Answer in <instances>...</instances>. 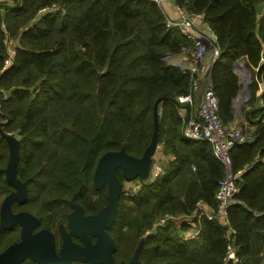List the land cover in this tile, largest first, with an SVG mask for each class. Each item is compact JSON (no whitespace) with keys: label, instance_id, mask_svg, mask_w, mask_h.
I'll return each instance as SVG.
<instances>
[{"label":"trees","instance_id":"1","mask_svg":"<svg viewBox=\"0 0 264 264\" xmlns=\"http://www.w3.org/2000/svg\"><path fill=\"white\" fill-rule=\"evenodd\" d=\"M175 1L201 13L216 34L211 83L226 125L242 89L236 61L250 74L240 124L252 125L254 139L230 152L238 191L226 220L201 217L198 240L176 233L178 216L193 213L199 200L216 206L223 168L207 141L182 135L194 105L176 97L190 92V75L168 56L191 42L166 25L153 0H0V202L12 189L4 171V134L11 133L19 138L17 176L27 186L23 207L44 217L42 226L65 217L72 197L85 213L98 212L107 193L92 184L98 158L121 149L140 157L152 140L158 100L157 144L170 156L135 193H126L116 170L122 187L108 229L114 260L128 262L139 247L134 264H224L233 239L239 264H264V5L258 13L261 0ZM164 214L172 218L153 229ZM16 239L17 226L1 228L0 251Z\"/></svg>","mask_w":264,"mask_h":264},{"label":"built area","instance_id":"2","mask_svg":"<svg viewBox=\"0 0 264 264\" xmlns=\"http://www.w3.org/2000/svg\"><path fill=\"white\" fill-rule=\"evenodd\" d=\"M163 10L167 26H173L191 42L189 48H183L184 57L177 64L190 75V92L176 97L179 103L192 104L196 100V107L184 120L181 128L182 135L187 140L207 141L213 150L215 158L223 168V175L218 180L214 198L217 201L215 207L205 205L202 200L197 202V209L188 215L185 220H180L176 233L181 240H198L201 230L198 221L201 217L213 219L218 217L226 220L227 208L235 202L234 196L238 191L236 184L237 172H234L230 157L231 150L244 140H253V127L249 123L238 125H226L218 114V100L211 83V69L219 55L217 37L212 28L205 22L203 15L199 12L186 10L175 0H169L173 6V14L163 9L164 0H153ZM186 55V57H185ZM8 59L5 60V64ZM235 70L240 74L241 81L247 79L246 68L243 60L235 63ZM239 71V72H238ZM236 100V99H235ZM262 100H259V104ZM184 108L181 114L184 115ZM264 162V157L259 159ZM162 168L151 167L148 180H136L133 185L124 188L126 193L137 192L143 183H150L162 172ZM172 218L169 214L161 216L154 224L164 225ZM195 218V220H194ZM185 223V225H183ZM148 232V231H147ZM234 233V230L231 231ZM264 257V251L261 253ZM224 264H239L241 258L237 253L233 239L228 242L223 257Z\"/></svg>","mask_w":264,"mask_h":264},{"label":"water","instance_id":"3","mask_svg":"<svg viewBox=\"0 0 264 264\" xmlns=\"http://www.w3.org/2000/svg\"><path fill=\"white\" fill-rule=\"evenodd\" d=\"M264 0L257 5V12H261ZM248 76V70L246 69ZM246 76V77H247ZM242 83V81H241ZM248 86L244 88L248 94ZM240 100H234L233 104ZM158 100L154 104L153 116L155 130L148 148L140 157H132L123 149L107 151L97 160L93 175L92 184L95 188H107L105 205L94 214H84L83 207L71 200V207L74 209L69 223L70 233L61 231L63 242L59 254L55 252V239L53 233L48 229H39L32 233L33 227L37 224V218L26 211L12 213L10 203L14 199L21 200L27 193L26 182L16 176L19 160L18 141L14 136L6 135L9 143L10 155L4 169L7 181L14 187L1 201L0 204V229L8 228L16 223L21 227L19 242L10 244L0 252V264H21L26 258L36 264H70L72 260L85 262L87 264H123L116 262L113 257L114 241L108 232L112 225L116 212L117 202L121 192L122 182L116 173L119 169L125 179L130 180L136 177H143L148 174L151 158L154 157L157 148V122L156 112ZM70 234L78 237L84 245L77 244L70 238ZM90 236L95 237L94 244ZM139 247L134 255L125 264H134L137 260Z\"/></svg>","mask_w":264,"mask_h":264},{"label":"rangeland","instance_id":"4","mask_svg":"<svg viewBox=\"0 0 264 264\" xmlns=\"http://www.w3.org/2000/svg\"><path fill=\"white\" fill-rule=\"evenodd\" d=\"M261 9H262V7H261ZM8 46H9V49H12L13 48V43H12V41L10 39L8 40ZM168 57L169 58H172V60H174L175 62L180 63L182 61V58L184 57V53H182L179 56H174V57L168 56ZM185 57H186V55H185ZM239 76H240V74H239ZM249 82H250V74L248 73L247 79H244L243 78V80H242V88H244V85L245 84L248 86ZM247 98H248L247 92L245 91V89L244 90L241 89V92H240V94L237 97V100H240L241 99V101H240V104H238L239 101H237L235 103V105H234L235 106V108H234V110H235V112H234L235 118L231 122H229V124L231 126H234V125H238L239 124V122L241 120L240 119L241 106L247 100ZM196 104H197V102L195 100V101H193V103L191 105H194V108H195L196 107ZM156 112L158 114L157 116H159V107H158V104H157ZM7 135L9 136V135H11V133H7ZM14 138L17 141L19 139L17 137H14ZM9 155H10V149H9ZM169 156L170 155L168 153H165V152L161 151V145L158 143L157 144L156 151H155V154H154V157H153L154 159L151 158L150 163H153L152 167L155 165L156 167H160V168L163 169V167L167 163V160L169 159ZM148 177H149V173L147 175H144L142 178L141 177H136V178H133V179H130V180L125 179L124 182H123L124 188H127L129 185H133L136 180H141V181L142 180H146L147 181L148 180ZM46 213H51V211L47 209ZM68 217H69L68 214L65 217H62L61 219H59V221L56 222L55 225H53V227H56L57 226L56 228H62V229H64V230L67 231V227H68V224H69ZM178 217H180L179 219H177V222L179 223L180 219L182 218V215L181 216H178ZM187 218H188V215L184 216L181 220H184V219L186 220ZM123 264H125V263H123Z\"/></svg>","mask_w":264,"mask_h":264},{"label":"flooded vegetation","instance_id":"5","mask_svg":"<svg viewBox=\"0 0 264 264\" xmlns=\"http://www.w3.org/2000/svg\"><path fill=\"white\" fill-rule=\"evenodd\" d=\"M16 176H17V171H16ZM17 178H18V176H17ZM19 179V178H18ZM20 180V179H19ZM22 181V180H21ZM23 182V181H22ZM26 182V181H25ZM27 187V186H26ZM107 189V188H106ZM14 190V187L12 186V189L10 190V192L11 191H13ZM106 195H107V193H106ZM26 198H27V195H25V197L23 198V199H21V200H17V199H14L13 201H11V203H10V209H11V211H12V213H17V212H20V211H26V212H28V213H30L31 215H33V216H35L36 218H37V224L33 227V229H32V233H34V232H36V231H38L39 229H48V230H50L52 233H53V235H54V239H55V252L57 253V255L59 254V250H60V248H61V244H62V242H63V238H62V233H61V231L63 230V231H65V232H67V233H70V228H69V224H68V227H67V231L66 230H64V229H62V228H56V227H52V226H50V227H46V226H42V223L44 222V217H42V216H38V215H35V214H33L32 212H30L28 209H25L24 207H23V205H24V203H25V201H26ZM72 199H74L73 197L70 199V201H69V209H68V211H67V213H66V215L68 214V219H69V223H70V220H71V215H72V213H73V211H74V209L71 207V200ZM3 200V199H2ZM75 202V201H74ZM77 203V202H76ZM0 204H1V202H0ZM13 204L14 205H17V207H16V209L13 207ZM79 204V203H78ZM84 211V210H83ZM84 214H87V213H85V212H83ZM92 214H94V213H92ZM13 226H17V239L16 240H14L13 242H11L10 244H13V243H16V242H19L20 240H21V236H20V231H21V225L19 224V223H16V224H14V225H12V226H10V227H8V228H6V229H9V228H12ZM70 238H71V240H73L74 242H76L77 244H80V245H84V242L81 240V239H79L78 237H76V236H74V235H72V234H70ZM89 238H90V241H91V243L92 244H94L95 242H96V239H95V237H93V236H90L89 235ZM9 244V245H10ZM9 245H7V246H9ZM6 246V247H7ZM5 247V248H6ZM4 248V249H5ZM3 249V250H4ZM3 250H1V251H3ZM0 251V252H1ZM31 260V259H30ZM74 261H76V260H72L71 261V263L70 264H72Z\"/></svg>","mask_w":264,"mask_h":264},{"label":"crops","instance_id":"6","mask_svg":"<svg viewBox=\"0 0 264 264\" xmlns=\"http://www.w3.org/2000/svg\"><path fill=\"white\" fill-rule=\"evenodd\" d=\"M262 1V0H261ZM258 5V4H257ZM256 8H257V6H256ZM262 8H263V6H262ZM163 9L167 12V13H169V14H173V6H172V3L169 1V0H164V2H163ZM261 11H262V9H261ZM261 13V12H260ZM235 105V104H234ZM234 108H235V106H234ZM240 122H242L241 120H240ZM240 122H239V124H240ZM152 159H154V158H152ZM152 165H153V163H150V166H149V171H148V173L150 172V170H151V167H152Z\"/></svg>","mask_w":264,"mask_h":264}]
</instances>
